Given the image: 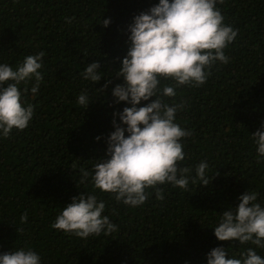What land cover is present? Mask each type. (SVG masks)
<instances>
[{"label":"trees","instance_id":"16d2710c","mask_svg":"<svg viewBox=\"0 0 264 264\" xmlns=\"http://www.w3.org/2000/svg\"><path fill=\"white\" fill-rule=\"evenodd\" d=\"M157 4L0 0V64L15 69L27 56L45 53L38 92L31 91L34 78L19 85L23 106H33L32 120L8 138L0 134V254L32 250L41 264H207L216 247L235 258L252 247L264 257V248L221 242L213 230L220 214L238 207L248 191H255L264 207V157L252 138L264 125V0H217L224 23L238 35L224 49L229 62H215L205 84L179 86L175 97H166L163 87L175 82L161 80L157 98L183 104L176 123L192 133L180 141L185 159L178 167L191 169L187 190L158 185L163 200L148 188L145 203L130 206L94 188V165L106 158L113 120L121 123L114 113L131 107L117 104L112 95L124 83L115 76L129 51V26ZM103 19L110 20L107 28ZM97 61L101 81L85 80L81 73ZM83 93L87 109L78 103ZM202 161L209 165L207 186L198 179L192 183ZM81 169L90 173L84 183ZM82 194L105 203L103 215L116 226L114 232L80 238L51 227L63 207Z\"/></svg>","mask_w":264,"mask_h":264},{"label":"clouds","instance_id":"9594fccd","mask_svg":"<svg viewBox=\"0 0 264 264\" xmlns=\"http://www.w3.org/2000/svg\"><path fill=\"white\" fill-rule=\"evenodd\" d=\"M216 4L217 0H159V4L134 17L129 26V51L115 76L123 78L124 83L116 85L112 92L117 104L125 102L131 107L114 113L121 123L113 120L115 130L107 141L106 158L94 165L95 189L115 194L117 201L130 206L144 204L148 188H155L157 199L163 200L158 185L169 183L187 190L191 169L178 167L185 159L180 141L192 135L176 123L183 104L170 106L157 96L161 80L175 82L162 89L163 96L175 97L179 86L205 84L215 62H229L224 49L238 32L224 23ZM109 24L110 20L103 19L105 28ZM44 56V52L29 55L15 69L0 64V134L4 138L14 129L25 130L33 118V106H23L19 85L34 78L36 84L31 91L38 92ZM100 69L99 61L90 63L81 75L98 83L102 79ZM110 83L111 80L105 84V89ZM23 91L27 93L28 88ZM142 101L151 102L140 106ZM78 103L87 109L88 95H79ZM252 138L259 156L264 157V125ZM208 167L207 162H200L192 183L198 179L203 186L209 185L205 175ZM89 175L81 169L79 182L84 183ZM239 199L238 207H229L220 214L219 224L213 229L215 237L221 242L238 241L264 248V207L257 203L258 194L248 191ZM105 207L95 195L73 197L51 227L80 238L110 235L116 226L103 215ZM21 221H27L26 213ZM0 264H41V260L36 252L20 249L0 254ZM207 264H264V257L252 247L243 250L240 258L230 257L228 250L216 247L209 252Z\"/></svg>","mask_w":264,"mask_h":264}]
</instances>
